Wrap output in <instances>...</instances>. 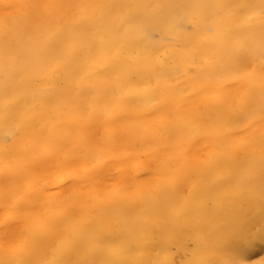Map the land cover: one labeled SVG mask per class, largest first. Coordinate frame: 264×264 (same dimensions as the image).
Wrapping results in <instances>:
<instances>
[{
	"label": "bare ground",
	"instance_id": "obj_1",
	"mask_svg": "<svg viewBox=\"0 0 264 264\" xmlns=\"http://www.w3.org/2000/svg\"><path fill=\"white\" fill-rule=\"evenodd\" d=\"M259 4L0 0V264H264Z\"/></svg>",
	"mask_w": 264,
	"mask_h": 264
},
{
	"label": "snow or ice",
	"instance_id": "obj_2",
	"mask_svg": "<svg viewBox=\"0 0 264 264\" xmlns=\"http://www.w3.org/2000/svg\"><path fill=\"white\" fill-rule=\"evenodd\" d=\"M259 8L261 15H264V0H260ZM217 264H237V262L221 260V261H217Z\"/></svg>",
	"mask_w": 264,
	"mask_h": 264
},
{
	"label": "rangeland",
	"instance_id": "obj_3",
	"mask_svg": "<svg viewBox=\"0 0 264 264\" xmlns=\"http://www.w3.org/2000/svg\"><path fill=\"white\" fill-rule=\"evenodd\" d=\"M260 256H262V253L253 254V255H251V256L249 257V260H253V259H255V258H257V257H260Z\"/></svg>",
	"mask_w": 264,
	"mask_h": 264
}]
</instances>
